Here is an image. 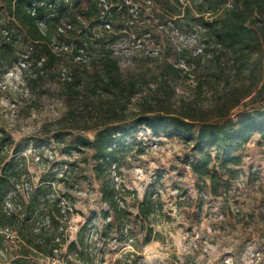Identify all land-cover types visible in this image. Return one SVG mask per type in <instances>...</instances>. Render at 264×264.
<instances>
[{"label": "rangeland", "instance_id": "obj_1", "mask_svg": "<svg viewBox=\"0 0 264 264\" xmlns=\"http://www.w3.org/2000/svg\"><path fill=\"white\" fill-rule=\"evenodd\" d=\"M135 1L142 7L145 5V0ZM192 1L170 0L176 13L175 27L154 29L150 43L146 40L145 47H140L144 50L134 47L130 52L116 55L125 74L137 71L143 65L148 69L151 86L145 85L134 102L139 97L151 95L150 87L155 88L160 83L154 75L159 59L182 69L172 81L175 101L195 94L194 89L202 80V73L192 58L201 54L204 39L202 32L195 29L193 34L187 26L189 22L181 18L186 5ZM154 4L153 28L159 20L169 16L160 0ZM152 5H145L147 12L152 13ZM58 13H62L61 7ZM178 13H182L181 16ZM8 21V17H0V22ZM11 25L21 38L1 51L0 131L3 130L11 139L13 147L26 148L23 149L27 153L25 159L18 161L17 167L14 163L9 171L29 178L34 184L35 194L33 197H20L23 212L30 220L23 225L14 223V242L0 238V264H15L19 257H23L22 264H251L254 249L262 251L260 263H264V139L261 135L255 134V138L253 136L238 152L242 155V163L235 166L234 176L223 175L222 187L217 192L212 191L209 180L192 169V144L179 137H168L158 130H154L160 133L157 145L152 135L155 132L146 129L139 134L142 143L134 138L117 154L116 180L104 165L99 164L94 150L69 152L60 139L53 137V132L46 133L52 129L50 124L69 107L63 94V82L71 81L80 67L73 52L58 53L54 64L44 68V74L39 78L36 73L40 69L39 54L45 50L44 45L34 46L18 22ZM115 27V31L118 30V25ZM142 32L140 27L116 31L119 33L114 35L117 48L122 47V39L127 41ZM2 39L0 36V45ZM55 40L57 44L83 38L70 33L66 37L57 35ZM153 46L159 54L148 52ZM98 48V45L93 47L95 50ZM26 57L28 68L11 72L17 61ZM93 63H89L91 72ZM215 90L208 85L203 89L199 96L203 107L214 103ZM134 107L133 104L131 109ZM240 109L244 106L236 110ZM139 127L141 129L142 126ZM82 133L93 138L95 130L88 129ZM44 142L55 149L58 160L77 163L79 169L71 179L59 181L50 167L42 168L32 157L30 145ZM49 181L55 184H49ZM47 185L68 196L73 205L68 220L61 221L59 208L54 203L43 202ZM114 190L116 195L121 193L126 199L127 211L131 215L121 224L117 219L119 207ZM132 193H135L133 200L130 198ZM146 198L157 206L147 218H137L136 214ZM110 214L113 215L112 222H109L112 225L107 227ZM46 215L52 218L53 225L37 235L33 218ZM9 223L0 210V227ZM61 226L66 230L59 229ZM148 232H151V239L146 241ZM58 235L62 239L61 244L54 241ZM34 236L45 252L30 244L29 240Z\"/></svg>", "mask_w": 264, "mask_h": 264}, {"label": "trees", "instance_id": "obj_2", "mask_svg": "<svg viewBox=\"0 0 264 264\" xmlns=\"http://www.w3.org/2000/svg\"><path fill=\"white\" fill-rule=\"evenodd\" d=\"M109 1L112 4V27L104 29L101 27V9L97 0H0V17L9 19L8 23L0 22V36L3 37L0 56L5 47L12 46L21 38V34L15 33L11 25L16 22L26 30L34 46L44 45V53L39 54L40 69L36 73L37 77L42 78L44 68L54 64L58 53H69V50L73 52L80 67L71 81L63 82V94L69 107L59 119L50 124L52 129L46 131L53 132V137L60 139L69 152L92 149L101 166L119 163L116 156L129 143L124 139L131 141L137 138L139 126H147L153 131H162L168 137H179L192 144V169L209 180L212 191L217 192L222 187L223 175L234 176L235 166L242 163V155L238 152L255 134H260L264 139V0H193L186 5L183 14L177 15L182 14L181 18L189 22L187 26L192 33L195 34L193 30L196 29L202 32L204 39L201 54L192 58L201 67L202 73V80L194 89L195 94L175 101L172 81L182 69L167 60L159 59L154 75L160 83L155 88L150 87L151 95L139 97L136 102L133 100L137 94L142 93L143 87L151 86L146 71L148 69L143 65L137 71L125 74L116 56V51L122 48H117L114 35L119 34L116 31L140 27L143 32L133 35L127 41L122 39V47L133 49L132 43L139 39L149 40L150 43L154 29L175 27L176 13L170 0H160L169 16L159 20L153 28L154 3L158 0H145V5L153 4L152 13L147 12L143 5L138 14L132 13L130 5L124 0ZM60 7L62 13H58ZM115 25H118L116 31ZM70 33L78 34L83 40L71 43L65 40L55 44L57 35L66 37ZM97 45L99 48L93 49ZM82 53L89 55L91 60H77ZM89 63H93L92 72L89 71ZM206 85L216 89L214 103L209 107H203L199 100ZM133 104L135 107L132 110ZM241 106L244 109L237 111ZM88 129L95 130L93 138L82 133ZM6 141L13 144L2 130L0 145ZM20 151V147L14 146V156L1 168L0 173V210L2 216L10 221L9 225L6 224L9 227H14L15 222L23 225L30 220L24 214V208L20 213L24 214V218L17 214L8 216L3 211V201L13 187L12 180L22 176L9 171L14 163L17 167L18 161L23 160L16 156ZM65 180L68 179H59L62 182ZM50 192L47 185L43 202L54 203L62 218V210L57 201L48 198ZM34 194L35 190L29 197ZM114 194L116 200V190ZM63 195L68 197L66 193ZM21 196L18 201L24 207ZM116 203L119 207L117 219L121 224L131 215L127 211L128 207ZM156 206L153 200L146 198L136 217L147 218ZM110 216L107 227L112 225L109 222H112L113 215ZM6 225L0 227V238L5 239L2 230ZM45 230L47 228L36 231V234H43ZM58 237L54 240L56 244H60L56 240ZM36 238L32 237L30 244L36 250L45 252ZM145 239H151V232L147 233ZM22 258L16 259L15 264H22Z\"/></svg>", "mask_w": 264, "mask_h": 264}, {"label": "built area", "instance_id": "obj_3", "mask_svg": "<svg viewBox=\"0 0 264 264\" xmlns=\"http://www.w3.org/2000/svg\"><path fill=\"white\" fill-rule=\"evenodd\" d=\"M64 1L69 2L70 0H64ZM97 1H99V6L101 9V16H100L101 27L104 29H110L112 27L111 22H110L112 4L110 3L109 0H97ZM124 1L126 4L130 5V10L132 13L138 14L141 11L142 6L138 2L136 3L134 2V0H124ZM49 7H52V6L50 5ZM35 12H36V9L35 7H33V13ZM144 41L139 39L137 40L138 43H134V45L131 47L143 48ZM121 48H122L121 51L119 50L116 51V55H118L120 52H125V51L130 52L132 50L131 48L129 47L126 48L125 46ZM153 48L152 47L149 48L148 50L150 51L148 52H150L151 54H159V50L153 49ZM88 56L89 55H85L84 53H82L77 57V60H83L85 62H89L90 56L89 57ZM26 68H28V61L26 58H22L17 62V65L11 72L15 71L16 69L26 70ZM146 129L149 130V132H152V129H150L149 127L147 128L146 126H142L141 129H139L137 132V138L139 139L140 143H142L141 141L142 139L139 134L142 133L143 130H146ZM152 135L155 138V140H157V142H155V145H157L158 138L160 136L157 135L156 133ZM128 140H129L128 138L124 139L126 143L129 142ZM143 145H145V142H143ZM30 147L32 149L31 151L32 157L38 162V164L41 165L42 168L44 169L50 167L53 170V172H55V175L57 176L58 179H69V178H72L73 175L77 173L79 169L78 165L72 164V162L70 163L68 161L58 160L55 155V149L51 148L48 145V143H42V144L32 143ZM13 148H14L13 145L9 141H6L0 145V169L6 164V162H8L9 158L14 156ZM23 149H26V148H23ZM23 149H21V151L18 154H16L17 158H19L20 160L25 158L24 156H27L26 151ZM118 165L119 163L117 162H112L111 164H107V165L104 164V167H106V171L109 172L110 175L116 180H118V175H117ZM12 183H13V187L8 192V194L6 195L3 201V211L8 216H12L13 214L20 215L23 207H22V204L18 201L19 196L24 195L25 197H29L35 190V187L32 181L25 176L23 177L21 176V178L19 179L14 178L12 180ZM50 184L54 185L55 183L51 182ZM117 188H119L118 185H117ZM122 190H125V189L122 188ZM50 191L51 192L48 194V198L51 201H57L58 206L61 207V210H62L61 221L68 220L71 212L73 211V205L68 201L67 197L58 193L56 190L53 189V187H50ZM130 198L132 200L135 199V193H132L130 195ZM116 201L119 203L121 207H127L126 199H124L121 193L116 195ZM20 217L24 218V214H21ZM110 219H111V216L108 217V220ZM51 223H52V220L50 216H47V215L42 216L40 218L35 219V229L37 231H41L44 228L50 227ZM60 229L62 231L66 230L65 226H61ZM2 232L5 234L6 241H13L12 238L14 237L16 232L13 230L12 227L7 226L2 230ZM56 240L58 243L61 244V240H62L61 237H58ZM55 250H58V249L56 248ZM251 260H252L251 264H261L260 262L263 260L262 251L254 249L252 251Z\"/></svg>", "mask_w": 264, "mask_h": 264}, {"label": "crops", "instance_id": "obj_4", "mask_svg": "<svg viewBox=\"0 0 264 264\" xmlns=\"http://www.w3.org/2000/svg\"><path fill=\"white\" fill-rule=\"evenodd\" d=\"M260 134H256L255 136H259ZM255 136H254V138H255ZM253 138V137H252ZM245 147V146H244ZM241 151V150H240Z\"/></svg>", "mask_w": 264, "mask_h": 264}]
</instances>
